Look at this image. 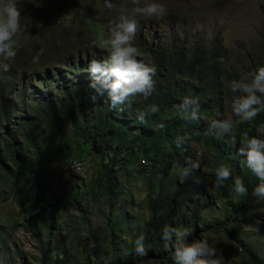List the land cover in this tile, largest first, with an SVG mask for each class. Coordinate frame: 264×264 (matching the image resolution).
Wrapping results in <instances>:
<instances>
[{
	"label": "rangeland",
	"instance_id": "1",
	"mask_svg": "<svg viewBox=\"0 0 264 264\" xmlns=\"http://www.w3.org/2000/svg\"><path fill=\"white\" fill-rule=\"evenodd\" d=\"M185 34L221 50L234 99L203 114L211 127L183 163L153 160L139 142L116 151L96 110L68 113V92L91 81L116 92L154 69L149 44ZM261 75L264 0H0V264L264 262V167L248 198L225 195L204 141L225 125L239 133L240 155L261 167L262 149L238 128H249L241 105L264 107ZM139 88L146 97L149 85ZM37 92L55 102L53 117Z\"/></svg>",
	"mask_w": 264,
	"mask_h": 264
},
{
	"label": "trees",
	"instance_id": "2",
	"mask_svg": "<svg viewBox=\"0 0 264 264\" xmlns=\"http://www.w3.org/2000/svg\"><path fill=\"white\" fill-rule=\"evenodd\" d=\"M189 37L185 34L182 41L176 36L169 43L158 46L149 44L147 48L153 58L154 69L131 84L124 81L126 85L117 86L116 92L105 91L98 81L77 86L75 91L67 93L68 113L72 112V105L82 114L89 108L94 112L96 110L98 121L105 125L101 137L115 134L118 140L116 151L119 149L121 152L122 148L132 151L135 143L139 142L147 144L144 153L152 156L153 160L159 157L169 167L174 163H183L191 155L190 141L198 140L211 127L209 121H204L203 114L213 109L221 112L225 99H234L230 89L224 86V80L231 76L220 69L221 50L209 48L206 43H196ZM259 80L264 85V76L261 75ZM38 83L44 85L45 81L40 80ZM50 85L48 83L45 88ZM146 85H149V90L145 97L146 91L141 93L139 87ZM100 90L107 93V97H103ZM37 94L40 96L39 102L47 106L49 115L53 117L52 104L55 102L48 94ZM144 97L147 103L153 105L149 111L143 109ZM241 108L249 115V128L242 124L238 128L243 129L245 135L262 149L261 167L240 155L237 143L240 135L228 133L229 129L225 125L204 141L215 154L217 181L222 193L241 192L248 198L260 182L264 167V143L260 144L264 132H256L257 127H264V107L241 105ZM164 110L171 114L170 118L165 117ZM127 133H135V137L128 140ZM82 134H85L83 130ZM27 139L32 145L37 144L34 131L28 133ZM103 140L104 145H109L108 140ZM102 147L99 143L97 150L102 151ZM6 150L12 154L15 164L20 166L16 160V149L7 144ZM239 158L244 163L242 169L236 165ZM110 172L111 168L107 167V177ZM252 261L264 264L256 257H252Z\"/></svg>",
	"mask_w": 264,
	"mask_h": 264
},
{
	"label": "bare ground",
	"instance_id": "3",
	"mask_svg": "<svg viewBox=\"0 0 264 264\" xmlns=\"http://www.w3.org/2000/svg\"><path fill=\"white\" fill-rule=\"evenodd\" d=\"M76 165H79V164L77 163V161L73 160L72 163H70V164L68 165V167L70 168V167H72V166H76ZM81 165H82V164H80L79 166L75 167L74 170L76 171L77 168H80ZM81 168H82V167H81ZM79 170H81V169H79ZM84 171H85V174H84V175H80L81 177H83V176L86 175V168H84ZM76 172H77V171H76Z\"/></svg>",
	"mask_w": 264,
	"mask_h": 264
}]
</instances>
